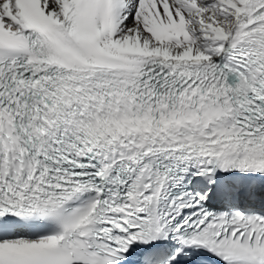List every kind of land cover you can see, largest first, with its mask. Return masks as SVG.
<instances>
[{
    "label": "snow or ice",
    "instance_id": "1",
    "mask_svg": "<svg viewBox=\"0 0 264 264\" xmlns=\"http://www.w3.org/2000/svg\"><path fill=\"white\" fill-rule=\"evenodd\" d=\"M0 264H264V0H0Z\"/></svg>",
    "mask_w": 264,
    "mask_h": 264
}]
</instances>
